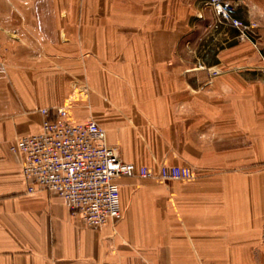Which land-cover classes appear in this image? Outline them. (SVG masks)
Segmentation results:
<instances>
[{"label":"crops","instance_id":"1","mask_svg":"<svg viewBox=\"0 0 264 264\" xmlns=\"http://www.w3.org/2000/svg\"><path fill=\"white\" fill-rule=\"evenodd\" d=\"M205 1L0 0V264H242L261 251L264 0H228L254 25L242 37ZM58 107L96 122L124 163L187 166L193 180L117 179L122 218L86 226L55 193H27L8 151Z\"/></svg>","mask_w":264,"mask_h":264},{"label":"built area","instance_id":"2","mask_svg":"<svg viewBox=\"0 0 264 264\" xmlns=\"http://www.w3.org/2000/svg\"><path fill=\"white\" fill-rule=\"evenodd\" d=\"M204 5L214 14L217 25L235 29L239 37L254 27L237 18L228 0H206ZM253 45L257 48L255 42ZM6 69L0 58V75ZM218 74L211 72L212 76ZM39 112L43 116L40 132L18 137L8 151L18 159L27 193H55L70 214L90 228L99 229L122 218L117 179L138 176L159 182H187L194 178L187 166L161 164L152 171L124 163L106 144L105 131L96 122H73L64 107Z\"/></svg>","mask_w":264,"mask_h":264},{"label":"rangeland","instance_id":"3","mask_svg":"<svg viewBox=\"0 0 264 264\" xmlns=\"http://www.w3.org/2000/svg\"><path fill=\"white\" fill-rule=\"evenodd\" d=\"M59 4H60V6H62V5L64 7L66 6V3H59ZM100 4L102 5V3L92 2L91 3V9H93V10L99 9L101 7ZM75 9L81 10L82 9V3H75ZM78 20H79V18H76L75 22L77 23ZM261 229H262V234H263V238H264V227H262ZM263 245H264V242H263ZM242 262H243L242 264H264V247L261 249L260 252H257L256 254L252 255V257L250 259H244Z\"/></svg>","mask_w":264,"mask_h":264}]
</instances>
